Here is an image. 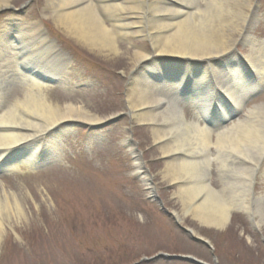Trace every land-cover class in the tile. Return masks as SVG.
I'll list each match as a JSON object with an SVG mask.
<instances>
[{
    "label": "bare ground",
    "instance_id": "1",
    "mask_svg": "<svg viewBox=\"0 0 264 264\" xmlns=\"http://www.w3.org/2000/svg\"><path fill=\"white\" fill-rule=\"evenodd\" d=\"M10 1L0 0V9L9 7ZM45 2L60 29L98 53L117 56L119 39L143 36L150 41L151 50L133 51L136 73L130 76L126 90V108L132 120L151 125L152 137L166 158L161 175L176 184L180 210L201 226L215 229L223 228L232 212L240 211L247 214L255 229L260 228L264 223V194L256 193L255 183L256 176L264 178V103L244 112L245 100L264 85V39L250 32L258 19L256 3ZM2 25L0 173L19 175L58 159L64 145L60 137L74 124L94 126L104 118L83 104H59L52 98L50 83L70 92L75 71L66 52L36 21ZM237 42L246 44L247 52L236 53ZM11 83L21 88L7 100ZM180 99L193 108L190 119L180 109ZM212 103L218 107L210 108ZM241 112V117L226 124ZM130 149L138 174L154 194L150 174L137 152ZM211 164L220 179L218 187L210 182ZM22 212L17 192L7 191L1 181L0 237L10 214L18 217ZM175 215L179 217V213Z\"/></svg>",
    "mask_w": 264,
    "mask_h": 264
},
{
    "label": "rangeland",
    "instance_id": "2",
    "mask_svg": "<svg viewBox=\"0 0 264 264\" xmlns=\"http://www.w3.org/2000/svg\"><path fill=\"white\" fill-rule=\"evenodd\" d=\"M253 1L263 3L264 10V0ZM45 4L11 0L9 7L0 9V24L14 18L36 21L76 68L73 92L53 86L52 98L59 104H83L104 121L72 126L62 135L64 153L53 164L16 176L0 175V182L7 191L17 192L23 206L21 216L11 213L4 222L0 264H130L158 252L189 254L210 264H264V223L255 229L247 214L234 211L223 228L215 229L182 213L176 184L161 175L166 158L152 137L151 125L132 120L126 90L136 73L133 51L151 50L150 41L143 36L119 39L117 56L98 53L60 29ZM253 28L257 38H264V20ZM237 48L242 53L248 50L240 42ZM19 91L20 86L11 83L6 99ZM261 103L264 89L254 94L246 109ZM179 105L190 119L191 106ZM130 147L150 174L156 197H150L138 174ZM209 172L210 182L220 186L214 164ZM255 191L264 194V178L256 176ZM156 199L167 211L179 213L180 223L211 247L191 240L159 209ZM140 264L190 263L156 259Z\"/></svg>",
    "mask_w": 264,
    "mask_h": 264
},
{
    "label": "water",
    "instance_id": "3",
    "mask_svg": "<svg viewBox=\"0 0 264 264\" xmlns=\"http://www.w3.org/2000/svg\"><path fill=\"white\" fill-rule=\"evenodd\" d=\"M185 231L188 232L187 229H185ZM156 257H167V258L177 257V258H181V259H184V260H192V261H196L195 259H193V258H191V257H189V256H182V255H168V254H163V253H162V254H158V255H156V256H154V257H151V258H144V259H145V260H148V259H154V258H156ZM196 262H198V263L201 264L200 261H196Z\"/></svg>",
    "mask_w": 264,
    "mask_h": 264
}]
</instances>
